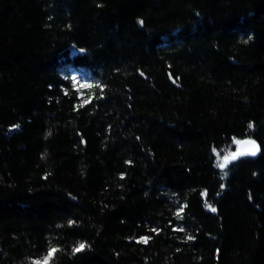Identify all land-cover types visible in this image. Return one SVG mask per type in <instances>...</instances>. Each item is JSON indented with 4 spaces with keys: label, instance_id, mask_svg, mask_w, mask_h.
<instances>
[{
    "label": "trees",
    "instance_id": "trees-1",
    "mask_svg": "<svg viewBox=\"0 0 264 264\" xmlns=\"http://www.w3.org/2000/svg\"><path fill=\"white\" fill-rule=\"evenodd\" d=\"M0 264H264V0H0Z\"/></svg>",
    "mask_w": 264,
    "mask_h": 264
},
{
    "label": "rangeland",
    "instance_id": "rangeland-1",
    "mask_svg": "<svg viewBox=\"0 0 264 264\" xmlns=\"http://www.w3.org/2000/svg\"><path fill=\"white\" fill-rule=\"evenodd\" d=\"M242 140L235 139L232 145L225 149L223 152H216V160L218 165L220 163H225V167L229 165L233 160H235L238 156V150H239V144ZM235 156V159H232L231 157ZM228 158L225 160V158Z\"/></svg>",
    "mask_w": 264,
    "mask_h": 264
},
{
    "label": "snow or ice",
    "instance_id": "snow-or-ice-1",
    "mask_svg": "<svg viewBox=\"0 0 264 264\" xmlns=\"http://www.w3.org/2000/svg\"><path fill=\"white\" fill-rule=\"evenodd\" d=\"M140 23L142 24L143 21H140ZM85 102H87V101H85ZM17 127H18V126H17ZM249 127H251V125H249ZM250 143H252L253 145H255V142H250ZM256 150H258V149H256ZM251 154H252V155H255V154H256V151H252ZM231 158H232V159H235V156H233V157H231ZM227 159H228V158L226 157L225 160H227ZM218 166H219L221 169H223V168L225 167V163L222 162V163H220ZM208 207H210V209H211L212 212H215V211H216V209H215L214 207H211L210 205H209ZM70 223H72V222L70 221ZM153 231H155V229H153ZM189 239H193V237H189ZM147 240H148L147 237H142V238H141V242L147 243ZM84 248H85V244H84L83 242H81V243H79V244L73 249V252H74V253H75V252H79V251L83 250ZM55 251H56V249L51 248V249L49 250L48 257H46L45 260H47L48 258H50V257L52 256V254H53Z\"/></svg>",
    "mask_w": 264,
    "mask_h": 264
},
{
    "label": "water",
    "instance_id": "water-1",
    "mask_svg": "<svg viewBox=\"0 0 264 264\" xmlns=\"http://www.w3.org/2000/svg\"><path fill=\"white\" fill-rule=\"evenodd\" d=\"M250 142H255V141H252V140H242L240 142V144H239V150H238V155H244V154L252 155L251 154L252 151H256V154L258 153L259 148H258L257 143L255 142V145H253ZM256 149H258V150H256ZM255 155H252V156H255Z\"/></svg>",
    "mask_w": 264,
    "mask_h": 264
}]
</instances>
